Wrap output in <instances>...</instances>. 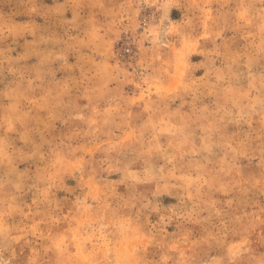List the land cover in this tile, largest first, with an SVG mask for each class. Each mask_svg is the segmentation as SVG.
I'll return each mask as SVG.
<instances>
[{
    "label": "rangeland",
    "instance_id": "1",
    "mask_svg": "<svg viewBox=\"0 0 264 264\" xmlns=\"http://www.w3.org/2000/svg\"><path fill=\"white\" fill-rule=\"evenodd\" d=\"M0 264H264V0H0Z\"/></svg>",
    "mask_w": 264,
    "mask_h": 264
}]
</instances>
